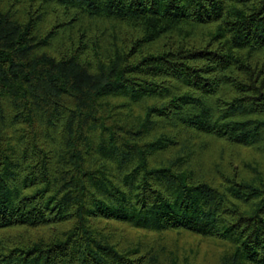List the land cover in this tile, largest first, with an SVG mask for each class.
Listing matches in <instances>:
<instances>
[{"label": "trees", "instance_id": "obj_1", "mask_svg": "<svg viewBox=\"0 0 264 264\" xmlns=\"http://www.w3.org/2000/svg\"><path fill=\"white\" fill-rule=\"evenodd\" d=\"M0 264H264V0H0Z\"/></svg>", "mask_w": 264, "mask_h": 264}, {"label": "rangeland", "instance_id": "obj_2", "mask_svg": "<svg viewBox=\"0 0 264 264\" xmlns=\"http://www.w3.org/2000/svg\"><path fill=\"white\" fill-rule=\"evenodd\" d=\"M174 235H171L170 237H168V239H171ZM181 242H185V241H188V242H192L194 241V239L191 237V236H188V235H182L181 237ZM193 243H196L199 247V257H198V260L199 262L201 260H205V261H208L209 263H213V258L215 256L217 252V250L221 248V246L219 245H216L212 242H208L207 240H200L198 239L196 242H193Z\"/></svg>", "mask_w": 264, "mask_h": 264}]
</instances>
